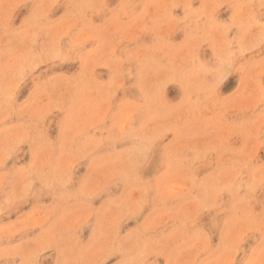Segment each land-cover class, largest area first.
Wrapping results in <instances>:
<instances>
[{
  "label": "rangeland",
  "instance_id": "1",
  "mask_svg": "<svg viewBox=\"0 0 264 264\" xmlns=\"http://www.w3.org/2000/svg\"><path fill=\"white\" fill-rule=\"evenodd\" d=\"M0 264H264V0H0Z\"/></svg>",
  "mask_w": 264,
  "mask_h": 264
},
{
  "label": "bare ground",
  "instance_id": "2",
  "mask_svg": "<svg viewBox=\"0 0 264 264\" xmlns=\"http://www.w3.org/2000/svg\"><path fill=\"white\" fill-rule=\"evenodd\" d=\"M141 48V47H140ZM136 163V162H135ZM4 165V164H3ZM138 174V173H137ZM131 180V179H130Z\"/></svg>",
  "mask_w": 264,
  "mask_h": 264
}]
</instances>
